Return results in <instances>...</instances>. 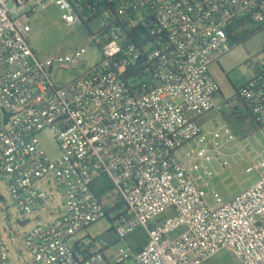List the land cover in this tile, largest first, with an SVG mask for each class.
Here are the masks:
<instances>
[{
	"label": "built area",
	"instance_id": "1",
	"mask_svg": "<svg viewBox=\"0 0 264 264\" xmlns=\"http://www.w3.org/2000/svg\"><path fill=\"white\" fill-rule=\"evenodd\" d=\"M53 5L68 25L87 20L70 0H0V180L25 215L55 206L39 182L62 200L59 215L26 234L35 264L106 260L70 245L112 213L103 200L116 206L121 241L139 228L148 237L137 253L127 244L116 252L118 264H204L226 250L240 264H264V160L247 169L259 179L232 199L208 191L221 142L242 140L225 122H205L227 108L210 67L247 23L264 30V0H96L104 26L88 43L102 60L65 86L51 78L56 63L77 68L87 47L40 59L29 44L33 20ZM253 66L236 98L264 128V53ZM46 129L61 149L56 160L39 144ZM103 176L114 186L100 199L93 184ZM9 254L0 239V264Z\"/></svg>",
	"mask_w": 264,
	"mask_h": 264
},
{
	"label": "rangeland",
	"instance_id": "2",
	"mask_svg": "<svg viewBox=\"0 0 264 264\" xmlns=\"http://www.w3.org/2000/svg\"><path fill=\"white\" fill-rule=\"evenodd\" d=\"M33 22L34 28L29 37V44L40 59L50 55L59 57L81 47H87V52L81 58L77 68H61L60 63H56L51 78L57 86L69 84L102 60L101 50L88 43L90 32L95 34L104 26V21L101 18L91 20L88 26L81 22L68 25L62 20L59 8L53 5L45 9L40 17L35 18ZM256 29V26L247 23L239 32L240 35L248 34ZM262 53H264V30H259L245 38L244 41L235 44L234 48L219 63L210 67V73L221 90L217 99L219 103H224L235 97L238 91L250 84L255 77L253 64L257 62V56ZM210 119L214 120L216 124L225 122L214 111L207 115L205 122L207 123ZM208 125L210 127V124ZM38 140L40 147L51 160L61 157L60 146L51 130L46 129L39 133ZM225 140L221 142L222 154L220 157L215 156L211 163L210 167L214 175L209 179L208 191L216 192L225 200H230L259 179V173L256 170L248 172L247 169L264 160V128L240 142L238 140L225 142ZM262 175L264 176V170H262ZM37 184L48 190L50 194L54 192L55 206L46 212L25 215L19 210L10 195L8 181L0 180V239L6 243L10 251V264H35L25 244L26 234L39 223L59 215L56 210L59 206L62 207V200L58 197L53 183L45 181ZM207 203L210 206L214 205L212 194L208 195ZM113 216L112 212L108 217L80 231L76 238L70 242V245L74 246L79 240L91 254L101 252L105 244L101 240V236L112 227ZM25 220L30 222L25 226H20V222ZM132 241L131 238H127L125 241H120L109 247L105 251H108L106 260L98 261L97 264H118L114 258L115 253L126 248L125 244L132 243ZM124 264H136V262L131 258ZM204 264L240 263L226 250Z\"/></svg>",
	"mask_w": 264,
	"mask_h": 264
},
{
	"label": "trees",
	"instance_id": "3",
	"mask_svg": "<svg viewBox=\"0 0 264 264\" xmlns=\"http://www.w3.org/2000/svg\"><path fill=\"white\" fill-rule=\"evenodd\" d=\"M70 2L76 11H81V17H87V20H83V25L88 26L91 20L99 18V14H93L92 11V7H96V0H70ZM89 6H91V8H89ZM257 31H259V29L248 34L239 35L236 43L244 41L245 38H248ZM236 97L237 96L226 101L227 108L223 110L222 118L235 136L240 140H244L262 130L263 126L257 120L255 114H253V111L249 108L247 102ZM113 186L112 181L106 176H103L93 184V190L96 197L101 199L104 193L113 189ZM103 202L107 207L108 212L111 213L116 210V206L110 205L104 200ZM112 220V227L101 236V240L105 242L101 252H105L106 249L121 241L115 233L114 219ZM128 238L133 240L131 247L136 253L139 252L148 242L147 233L143 228L137 229ZM86 252H89L88 248H86Z\"/></svg>",
	"mask_w": 264,
	"mask_h": 264
},
{
	"label": "water",
	"instance_id": "4",
	"mask_svg": "<svg viewBox=\"0 0 264 264\" xmlns=\"http://www.w3.org/2000/svg\"><path fill=\"white\" fill-rule=\"evenodd\" d=\"M8 118H6V122H7ZM29 223V220H25L23 222H20V226H25L26 224Z\"/></svg>",
	"mask_w": 264,
	"mask_h": 264
},
{
	"label": "crops",
	"instance_id": "5",
	"mask_svg": "<svg viewBox=\"0 0 264 264\" xmlns=\"http://www.w3.org/2000/svg\"><path fill=\"white\" fill-rule=\"evenodd\" d=\"M126 244H127L128 246H130V247H131V243H129V244H128V243H126ZM131 248H132V247H131ZM132 249H133V248H132ZM133 251H134V250H133ZM107 252H108V251H107ZM107 252H104V253H105V257H106V258H107V255H106V254H107ZM134 253H136V252L134 251Z\"/></svg>",
	"mask_w": 264,
	"mask_h": 264
}]
</instances>
